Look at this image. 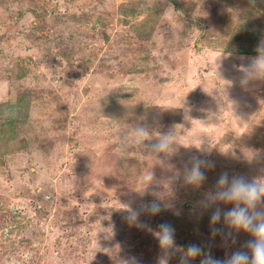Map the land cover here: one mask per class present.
Instances as JSON below:
<instances>
[{
    "label": "rangeland",
    "instance_id": "rangeland-1",
    "mask_svg": "<svg viewBox=\"0 0 264 264\" xmlns=\"http://www.w3.org/2000/svg\"><path fill=\"white\" fill-rule=\"evenodd\" d=\"M262 51L264 0H0V129L22 107L0 131V264H162V223L168 264L223 257L200 202L224 171L264 180ZM194 157L215 165L199 187Z\"/></svg>",
    "mask_w": 264,
    "mask_h": 264
},
{
    "label": "clouds",
    "instance_id": "clouds-1",
    "mask_svg": "<svg viewBox=\"0 0 264 264\" xmlns=\"http://www.w3.org/2000/svg\"><path fill=\"white\" fill-rule=\"evenodd\" d=\"M264 61V51L255 60V66L260 72L259 63ZM137 136L149 134L146 125L138 123L134 127ZM171 136L162 135L150 148L155 153H167L171 151ZM214 163L194 157L191 167L185 177L186 183L193 187L202 185L206 177L205 169L214 168ZM253 181L241 174L222 172L213 190L205 193L200 202L202 211H210L209 225L210 236H219L226 249L223 257L213 253L212 245L199 243L188 244L181 248L182 253L179 264H264V183ZM223 205V206H222ZM230 205V207H228ZM145 209L152 215L161 211V205L157 202L146 204ZM219 226V227H218ZM240 233L248 235L242 245L237 244ZM158 239L162 250L166 253L162 264H168V260L176 251L175 228L169 223L159 225Z\"/></svg>",
    "mask_w": 264,
    "mask_h": 264
},
{
    "label": "trees",
    "instance_id": "trees-1",
    "mask_svg": "<svg viewBox=\"0 0 264 264\" xmlns=\"http://www.w3.org/2000/svg\"><path fill=\"white\" fill-rule=\"evenodd\" d=\"M239 54H248L249 52L245 51V52H238ZM17 108V109H16ZM21 105H11L10 108H8V112L6 111V124H4L0 131H3L7 128H9L10 126H12L14 124V122L16 121L17 117H19V112L18 109H21ZM23 123V122H22Z\"/></svg>",
    "mask_w": 264,
    "mask_h": 264
}]
</instances>
